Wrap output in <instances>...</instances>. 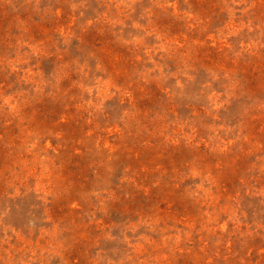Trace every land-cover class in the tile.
I'll list each match as a JSON object with an SVG mask.
<instances>
[{"label": "rangeland", "instance_id": "rangeland-1", "mask_svg": "<svg viewBox=\"0 0 264 264\" xmlns=\"http://www.w3.org/2000/svg\"><path fill=\"white\" fill-rule=\"evenodd\" d=\"M0 264H264V0H0Z\"/></svg>", "mask_w": 264, "mask_h": 264}]
</instances>
